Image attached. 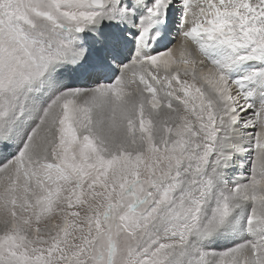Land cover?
<instances>
[{"label":"snow or ice","instance_id":"1","mask_svg":"<svg viewBox=\"0 0 264 264\" xmlns=\"http://www.w3.org/2000/svg\"><path fill=\"white\" fill-rule=\"evenodd\" d=\"M0 264H264V0H0Z\"/></svg>","mask_w":264,"mask_h":264}]
</instances>
